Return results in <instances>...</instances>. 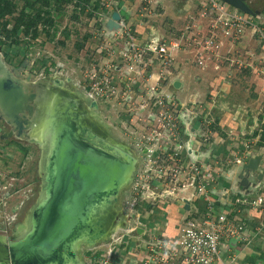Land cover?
I'll list each match as a JSON object with an SVG mask.
<instances>
[{"label": "rangeland", "instance_id": "rangeland-1", "mask_svg": "<svg viewBox=\"0 0 264 264\" xmlns=\"http://www.w3.org/2000/svg\"><path fill=\"white\" fill-rule=\"evenodd\" d=\"M10 1L16 9L0 19V80L18 85L26 97L19 119L27 120L35 111L36 97L44 89H50L63 98H74L86 127L95 135L110 139L115 148L116 144L124 145V153L135 161L130 184L119 191L108 207L111 224L105 227H112H109V235L98 244L78 245L76 252L80 264H113V260L122 264L127 260L125 252L128 254L131 249L133 253L139 249V244L151 238L140 236L146 228L150 227L154 233L164 231L174 217L173 204L180 212L184 210L176 187L186 183L188 171L182 170L177 163L184 158L188 163L189 154L202 155L201 149L214 140L212 132L224 135L222 129L218 131V117L224 108L223 95L231 90L227 85L236 89L229 95L232 100L230 114L234 116H230L233 119L230 122L239 123L234 127L241 135L242 147L253 146V155L257 151L255 156L264 158V48L257 39L243 40L246 60L225 64L220 59L217 71L213 62L208 61L206 68L200 69L190 63L195 59V45H191L195 38L189 40L187 34L184 47L174 46L180 43L189 25L194 27L192 33L198 35V41L208 33L209 21H198L201 19L198 4L192 2L194 7L189 6L192 15H196L194 20L189 16L185 26L168 30L163 6H158L156 11L155 7L146 6L142 11L147 9L149 17H144L140 12L141 7H145L142 0L133 4V15L116 0L113 10L120 14L125 24L133 25L139 19H144L140 24L156 23L162 31L153 36L157 43L170 48L162 57L145 55L140 64L135 60L127 62L123 55L128 53L130 39L117 40V35L107 30L111 13L103 6V1L100 8L94 10V1L85 4L83 0H51L46 8L51 11L50 16H41L43 20L28 30L36 11L26 5L27 1L34 0ZM245 3L261 18L264 28V0H245ZM195 8L198 10L194 12ZM22 13L34 15L24 18L20 30L13 34ZM50 19H53V26L47 25ZM130 27L134 39L140 42L146 39ZM117 31L119 29L113 33ZM147 39L152 40L151 37ZM239 56L237 54L236 59ZM186 65L199 74L191 72L193 75L181 81L184 77L174 71L179 68L181 72L180 68ZM212 76L222 78L220 84L211 85L219 92L199 95L201 99L198 97L196 101L185 94L193 84L200 86L204 80L208 84V77ZM176 82L180 83L178 88ZM182 82L186 88L178 90ZM246 92L249 93L246 95ZM6 116L0 106V237L14 242L30 231L32 213L46 197L44 170L48 155L27 139L28 130L19 134V127L16 125V129ZM195 125L198 128H194ZM115 219L122 221L118 233L113 223ZM110 250H113L111 261L108 258Z\"/></svg>", "mask_w": 264, "mask_h": 264}, {"label": "built area", "instance_id": "built-area-1", "mask_svg": "<svg viewBox=\"0 0 264 264\" xmlns=\"http://www.w3.org/2000/svg\"><path fill=\"white\" fill-rule=\"evenodd\" d=\"M102 1L105 8L117 6L116 0ZM161 1L163 0H142L145 8L152 6L155 7L154 11ZM199 8L200 17L209 21L208 33L198 41V35L192 33L194 27L187 26L178 41L180 43L174 46L176 48L183 46L182 44L185 46L184 39L187 34L189 40L195 38L191 44L195 45L193 64L200 69H205L208 61L214 63L217 59L218 62L224 44L238 45L244 40V34L247 32L264 48V28L261 18L244 14L223 0H203L199 3ZM118 24L119 31L112 34L117 35V40L121 37L130 39L126 49L128 53L123 54L127 62L135 60L142 64L147 54L162 57L169 53V46L157 43L154 36L151 37L152 40L143 38L140 42L133 38L135 35L131 27L125 24L123 19H120ZM148 66L149 63L145 65L146 68ZM217 67L218 65L216 69ZM188 158V163L186 158L177 163L182 170L188 171L186 183L176 187L180 191L178 196L182 200L184 216L174 225L173 234H168L166 231L155 234L152 229L146 228L141 236L151 238L141 241L142 243L137 246L139 249L133 253L131 249L128 251L127 256L131 264H234L235 258L231 255L233 245L249 242L248 224L244 212L256 210L264 213V191L258 187V191L250 199L236 195L235 201L230 203V206L220 208L211 192V187L218 184V177H215L214 171L207 167L206 163H200L196 155L189 154ZM245 160L236 159L235 163L242 165ZM186 192H191L190 197L182 198L181 194ZM186 202L189 204V210L185 209ZM147 231L152 233L148 234ZM112 256L113 250L108 251L109 261L112 260Z\"/></svg>", "mask_w": 264, "mask_h": 264}, {"label": "water", "instance_id": "water-1", "mask_svg": "<svg viewBox=\"0 0 264 264\" xmlns=\"http://www.w3.org/2000/svg\"><path fill=\"white\" fill-rule=\"evenodd\" d=\"M223 1L243 13L253 17L256 16L245 3V0ZM120 19L118 12L112 14L111 19L107 21L109 33L119 29L118 22ZM16 86L10 81L0 80V90L2 92H14ZM179 86V83L175 84V87L178 88ZM21 96H24L25 106L26 97L23 93H21ZM31 116L27 120L21 121L18 114L16 117L18 123L14 125L9 122L13 126L16 127L17 125L19 127L20 134L24 129L28 130L27 126ZM22 123L24 125H21ZM52 129L49 128L50 134L53 131L61 141L60 149L57 145L56 147L55 144L52 145L55 147V152L58 153L57 166L55 164L51 172L47 169L44 170V192L48 189L45 194L46 200L44 205L39 204L33 211L30 231L21 240L13 242L18 246L20 245V247H13L12 241L9 240V246L0 242V260L6 259L9 264H69L67 259L70 258L79 261L76 247L80 244H72L71 242H75L74 240L78 239L77 236H80L81 231L85 230L86 227L91 230L94 229L90 205L95 203L96 196L102 194L101 187L112 183L117 186L116 189L111 190L112 192L106 200L109 207L111 201L116 200L119 191L130 184L124 186L130 179L131 173L133 175L135 171V161L133 165V163H130L131 161H122L120 156L114 155L109 158L104 157L107 158V161L103 160L102 156L97 153L101 149L88 145L75 137L72 123L68 119L63 122L59 121L57 129L56 126ZM116 147L118 148L117 144ZM99 157L102 161L99 160ZM262 158V155L254 156L247 164L243 165L242 178H244V173L257 172ZM120 175L123 176V179L118 184L117 178ZM125 175L128 177L125 178ZM186 204L185 209L189 210V204L187 202ZM107 221H105V224H107ZM97 242L100 241L86 244L91 246ZM261 264H264V262Z\"/></svg>", "mask_w": 264, "mask_h": 264}, {"label": "crops", "instance_id": "crops-1", "mask_svg": "<svg viewBox=\"0 0 264 264\" xmlns=\"http://www.w3.org/2000/svg\"><path fill=\"white\" fill-rule=\"evenodd\" d=\"M201 1L203 0H163L161 1L158 6L164 7L162 8V10H165V13H163V16H165V19L169 23L168 26L170 27V28L167 27L166 29L170 30L171 27L180 29L187 22L189 16H190L189 17L190 20H194L193 17H195L196 15L195 16L192 15L193 12H191L192 10L191 11L189 10V6L191 5V7L193 8L194 6L192 5V2H194L193 4L195 3L198 4L196 6L199 8V3ZM118 2L120 3L121 6H124L123 8L128 10L129 14L133 15V12H134L133 9L135 7L133 6V4L137 5L139 4V2H141V0H119ZM143 8L145 7H141V11H140L141 15L144 17H149L148 15H146L147 13L146 9H145L146 12L142 11ZM198 8H195L194 12L198 10ZM109 11L111 13L110 16H112L114 12L113 6L109 8ZM134 20L136 19H133V21ZM202 20L204 19L198 18V21H202ZM196 21H197V18H196ZM139 22L144 23V19L143 20L139 19ZM139 22H137L136 20V23L134 22L133 25L130 24L129 26H132V28H135L136 32L142 33L145 36V38L152 37L156 33L160 34L162 31V29H159L157 27L156 23L152 24L149 21L147 24H140ZM247 33L248 35H246L244 39H250V40L255 39V38H252L249 32ZM245 46H246L245 41L235 46L234 45L232 46L229 43H225L224 48L221 51L222 56H221L220 61L224 60L225 64L228 62H230L229 64H231V63H234L236 60L237 61L238 60L240 61L241 59L246 60V57L244 56V54H246L247 51L243 50ZM237 54L240 55L238 59H236ZM215 60L216 61H214L213 65H214V69L217 71L216 66L219 65L220 67V64H219V60L218 62H217V59ZM190 63L193 64L192 61ZM180 69H181V72H178L179 70L178 68V70H175L174 73L184 77L181 79V81H183V79H186L188 75H193L191 74V72H194L195 75L199 74V73H196L195 69L193 68L191 69V67H188V65L183 66ZM208 79H209L208 84H206L204 80V83L200 84V86L194 85V84L191 85L188 90L186 89L187 91H184L186 92L185 94L189 95L190 97L193 96L194 97L193 100H195L196 98L199 97V95H202V94L203 95L204 94L213 95L214 93L219 92L218 88L211 87V85L214 86V85L220 84L222 81V78H216L215 76H212V78L208 77ZM184 85H185V82H182L181 87L178 90H185L186 86L184 87ZM227 86L231 87V90L229 91V94H226L227 91H225V94L223 95L224 108H221L220 110L221 112L219 113V117H218L220 119L219 124H218L219 127L217 126L218 131L222 129V132H224V135L219 132H216L215 134L214 132H212L211 136L214 138V140L208 142L205 145V147L201 149L202 155L197 156L199 162L206 163V166L214 171L215 177H218V180H217L218 184L211 187V192H212L213 199L217 201L218 205H220V208L230 206V203L232 204L235 201L236 195H240L242 197H247L250 199L251 197L253 198V195H255L256 192L258 191V187H260L259 189L264 191V169H263L264 168V158L261 161L259 170L257 172L255 173L250 172L248 174L244 173V178H242L243 165L247 164L248 161L252 157L255 156V153L257 151H255L253 155L252 150L255 149L253 146L248 145L246 149L242 147L244 146L242 144L243 142L239 141L241 135L236 133L237 131H235V127H234L235 124L239 125V123L235 122L234 124H232V122H230V120L233 121L232 118H234L233 114L232 115L230 114L232 111L231 109L232 104L230 105V103H232V100L229 96L230 94H232L233 87L231 85H227ZM233 90H236V89H233ZM247 93L249 92H246V95ZM230 116L232 118H230ZM222 117L225 118L223 121L221 120ZM240 125H241V122H240ZM196 127L197 125L194 126V128ZM237 148L239 149L237 150ZM240 149L241 151L239 152ZM194 151L196 150L194 149ZM236 159H240L241 161L244 159L246 160L244 161L242 165L241 164L236 165L235 163ZM245 182L246 184H244ZM188 193L189 192L182 193L181 194L182 198L190 197L191 192L189 194ZM172 206L173 207H171V209H172V214L174 217L170 218L169 222L166 225V228L164 229V231H166L168 234L174 233V225L177 223V221L182 216H184V212L183 211L180 212L176 204H173ZM197 206H199V204H197ZM223 209H220V210H223ZM244 217L246 218L247 224H248L249 242L245 244L233 245L231 255L235 258L234 264H261L262 262H264V213H261L260 211H256V210H246L244 212ZM148 229L151 230L150 227H148ZM148 234H151V233L148 232ZM144 237H145L144 239L147 238L146 236ZM125 255L128 260V263L126 264H131L132 262L131 260H129V257L127 256L126 252H125ZM113 262L116 263V261L114 260ZM125 262H122V264H125Z\"/></svg>", "mask_w": 264, "mask_h": 264}, {"label": "bare ground", "instance_id": "bare-ground-1", "mask_svg": "<svg viewBox=\"0 0 264 264\" xmlns=\"http://www.w3.org/2000/svg\"><path fill=\"white\" fill-rule=\"evenodd\" d=\"M21 93L22 90L18 85L15 87L14 92L11 93L2 92V90H0V106H2L3 110L5 111V115L8 116L9 121L14 125L18 123V120L16 118L17 115L22 112L24 108V96H21ZM35 107V111H33L28 125L27 139L36 143L43 150H45L48 155V159L46 161L48 164L46 165L48 167H45V169H47L48 171L50 170L49 172L52 171L53 167H55V164L57 166L58 153L55 152L54 148L57 145V147H59L58 149H60L61 144V141H59L60 138L57 137L53 131L50 134L49 128L52 129V127L55 128L56 126L57 129V127L59 126V121L63 122L66 119H68V121H71L72 128L74 129L73 132L75 133L76 138L80 139V141L82 142H86L88 145L90 144L93 145V147L101 149L98 150L100 152L97 153L102 156L103 160L107 161V158L104 157L109 158L114 155L120 156L121 158H119L122 159V161H131L130 163H133L134 165V160L132 159V157L123 152V150L125 149L124 145L118 144V148H115L111 144L110 139L108 140L105 139L103 136H97L90 129H88V127H86V125L83 123L82 113L78 109L76 100L74 98H63L62 96H59L57 93L51 91L50 89H44L41 94L36 97ZM54 144L55 147H53ZM99 160L102 161L100 157ZM131 176L132 173L130 175V179L128 178L129 180L124 186L130 183ZM127 177L128 176L125 175V178ZM117 179L119 184V182L122 181L123 176L120 175ZM116 187L117 186L114 185V183L101 187L102 194L96 196L97 199L94 201L95 203H92V205H90L92 225L94 229L91 230L88 229V227H86L85 230L83 229V231H81V235L77 236L78 239H73L75 242H71L72 244L75 243L78 245L81 243H94L95 241H103L105 238H107V236L109 235L110 228L104 227L105 221H107L108 219L107 205L109 203L107 204L106 200H108V197L112 192L111 190L114 188L116 189ZM47 190L48 189L45 190V194ZM45 200L46 198L43 199L40 204L44 205ZM108 221L106 225L111 224V221L110 223ZM121 222L118 219H115L113 222L115 226V231L117 233L121 231ZM0 242L4 244L6 243L8 246L10 244L6 238H0ZM12 245L13 247L18 246L13 242ZM18 247H20V245ZM19 253L21 252L19 251ZM67 262L69 264H79V261H74L71 258L67 259ZM0 264H9V262L6 259H2L0 260Z\"/></svg>", "mask_w": 264, "mask_h": 264}, {"label": "trees", "instance_id": "trees-1", "mask_svg": "<svg viewBox=\"0 0 264 264\" xmlns=\"http://www.w3.org/2000/svg\"><path fill=\"white\" fill-rule=\"evenodd\" d=\"M85 4H90V2L94 1V10H98L101 6L102 0H83ZM39 7H36V6ZM51 5V0H34V1H27L26 8H31L36 11L35 13V20H32L29 22L28 29L32 28L33 26H36L43 20V17L45 14H48L51 11H46L47 6ZM16 9V5L12 4V1L8 2V0H0V19L4 18L7 15H10L13 13V11ZM46 11V12H45ZM34 13H32L31 17H33ZM30 15L22 13L20 19L16 23L13 29V34H17V32L20 30L22 24L24 23V18H31ZM34 22V23H33ZM53 19L48 20L47 25L53 26ZM28 33V31L26 32Z\"/></svg>", "mask_w": 264, "mask_h": 264}, {"label": "clouds", "instance_id": "clouds-1", "mask_svg": "<svg viewBox=\"0 0 264 264\" xmlns=\"http://www.w3.org/2000/svg\"><path fill=\"white\" fill-rule=\"evenodd\" d=\"M244 14H246V13H244ZM251 16V15H250ZM253 17V16H252ZM256 17V16H255Z\"/></svg>", "mask_w": 264, "mask_h": 264}]
</instances>
